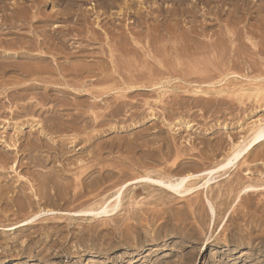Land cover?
Masks as SVG:
<instances>
[{"label":"rangeland","instance_id":"rangeland-1","mask_svg":"<svg viewBox=\"0 0 264 264\" xmlns=\"http://www.w3.org/2000/svg\"><path fill=\"white\" fill-rule=\"evenodd\" d=\"M143 84L168 94L128 92ZM259 124L264 0H0V264H264V144L211 187L214 222L205 193L142 185L101 220L43 214L212 169ZM242 182L261 191L237 201Z\"/></svg>","mask_w":264,"mask_h":264},{"label":"bare ground","instance_id":"bare-ground-1","mask_svg":"<svg viewBox=\"0 0 264 264\" xmlns=\"http://www.w3.org/2000/svg\"><path fill=\"white\" fill-rule=\"evenodd\" d=\"M23 9V8H22ZM25 10V9H24ZM19 11V10H18ZM26 11V10H25ZM28 12V11H27ZM26 13V12H25ZM17 14V13H16ZM22 14V12H21ZM23 15V14H22ZM30 15V14H29ZM36 15H39V14H36ZM11 16V15H10ZM9 16V18H10ZM19 16V15H18ZM26 16V15H25ZM16 17V16H15ZM23 17V16H22ZM21 17V18H22ZM29 17V16H28ZM38 17V16H37ZM36 17V18H37ZM49 17V16H48ZM8 18V17H7ZM8 18V19H9ZM20 18V16H19ZM20 18V19H21ZM24 18V17H23ZM35 18V17H34ZM39 18V17H38ZM44 19V17H42ZM50 18V17H49ZM15 19V18H14ZM32 19V18H31ZM41 19V18H40ZM19 20V19H18ZM22 20V19H21ZM39 20V19H38ZM48 20V19H47ZM8 21V20H7ZM7 21H6V24H7ZM17 21V20H16ZM37 21V20H36ZM40 21V20H39ZM10 22H12L10 20ZM9 22V23H10ZM15 23V22H14ZM10 25V24H9ZM114 50V49H113ZM14 60V59H13ZM10 63V62H9ZM9 63H6V64H9ZM29 64H32L31 62ZM29 64L26 63V67L23 69L25 71V69H28L26 70L25 72L28 74V72L31 74H34L35 75H38L44 71H48V68L47 69H44L45 66H42L44 68H40L39 66H35V63H33L34 65H31V66H34L35 68L31 67ZM37 64V63H36ZM10 65V64H9ZM8 65V66H9ZM19 65V64H18ZM6 67V65H4ZM12 66V65H11ZM16 66V65H14ZM24 66V65H23ZM49 67V66H48ZM3 68V66H2ZM7 68V67H6ZM5 68V69H6ZM14 69H16V67H13ZM4 69V68H3ZM2 69V70H3ZM8 69V68H7ZM19 69V68H18ZM22 69V67L20 68ZM51 69V68H49ZM1 70V71H2ZM9 70V69H8ZM7 71V70H6ZM21 72V71H20ZM24 72V74L26 75V73ZM46 72V73H48ZM155 72V71H154ZM3 73V72H2ZM45 73V72H44ZM136 73V72H135ZM23 74V75H24ZM144 74V73H143ZM3 75V74H2ZM7 77V76H6ZM11 77V76H10ZM139 77V76H138ZM12 78V77H11ZM4 83V82H3ZM8 85V84H7ZM31 87V86H29ZM35 87V86H34ZM28 88V87H27ZM33 88V87H31ZM26 89V88H25ZM136 91H148V92H155V93H158L160 94V97H163V96H166L167 91L168 90H165V88L161 85H138V86H133V87H130L128 89V92L129 93H133V92H136ZM206 95H209L208 93ZM208 98V97H206ZM241 98V97H240ZM210 99V98H209ZM241 101V99H240ZM219 102V101H218ZM124 106V104H123ZM99 118V117H98ZM260 144H264V124H259L258 126L254 127L253 129H251V132H250V136L244 140H242L240 142L239 145L236 146V148L234 149V151L232 152L231 155H235L234 159L231 160V161H227V162H222L218 165H216L214 168L212 169H206L204 172H200L199 174H189L187 176H184V177H170V176H166L163 172L160 171L159 172V176L156 177H153L152 175L150 174H146V176H142V177H139V178H136L128 183H126L125 185H123L122 187H120L116 194L114 195V197L109 201L107 200L106 202L104 201V203H102V205L97 209H91V210H87V211H79V212H55V211H47V212H43L44 215L46 216H55V215H64V216H72V217H90V218H95V219H104V218H107V217H110V216H114L115 214L119 213L121 211V208L123 206V201H125L124 197L126 196L125 193L127 194V190L132 186H138V185H142V186H148L150 188H155V189H158V190H161L162 192L164 193H167V194H170L172 195V197H174L175 199H183V198H187L188 196L194 194V193H198V192H202V194L205 193V196L203 197V200L206 204V208L209 209V216H211L210 218L211 221L213 220H216L217 217H218V214H217V211H216V208L211 200V198L209 197L210 196V192H211V189L213 188L212 186L215 185V183L218 182L219 178H222L224 176H227L230 172H232L233 170L235 171L239 166H241L243 163V158L247 155H249L257 146H259ZM174 151V149H168L165 152H163L161 149L158 151V160H162V161H165L166 160V156L170 155L171 156V153ZM175 152V151H174ZM173 152V154H174ZM179 153L177 150H176V156L177 158L179 157ZM182 155V154H181ZM146 157V156H145ZM169 157V156H168ZM168 159V158H167ZM129 163V162H128ZM94 164V163H93ZM174 164L173 163V167H174ZM90 166V165H89ZM135 166V165H134ZM140 166V164H139ZM137 166V168L139 167ZM248 167V165H246ZM142 167V166H141ZM144 167V166H143ZM162 168V167H161ZM172 168V167H171ZM127 169V168H126ZM240 169V168H239ZM136 170V169H135ZM143 170V169H142ZM133 171V170H132ZM169 171V170H168ZM145 172V171H144ZM167 172V171H166ZM138 173V172H137ZM136 173V174H137ZM149 173V172H148ZM153 173V172H152ZM222 173V174H221ZM167 174V173H166ZM169 175V174H167ZM238 175V174H237ZM246 175H250V172H247ZM30 178V177H29ZM29 178H25V177H21L18 178L17 180V185L16 187H14L15 189L22 186V187H29L30 189V195L31 197H35V199H39L40 198L38 197V191L36 190V188H34V183L29 179ZM80 178V177H79ZM46 179V178H45ZM5 180V179H4ZM7 180V179H6ZM240 180V179H239ZM35 181V180H33ZM47 181V180H46ZM46 181L45 183H43L44 185L46 184ZM49 181H52V180H49L48 179V182ZM78 181V180H77ZM116 181V180H115ZM199 181H202V185H199ZM238 181V180H237ZM241 182V181H240ZM251 182V181H250ZM2 183V181H1ZM4 183V182H3ZM41 183V181H40ZM5 184V183H4ZM10 184V183H8ZM7 184V185H8ZM16 184V183H15ZM41 184V185H43ZM50 184V183H48ZM72 184V183H71ZM214 184V185H213ZM241 184V183H240ZM239 184V185H240ZM43 185V186H44ZM47 185V184H46ZM51 185V184H50ZM95 185V184H93ZM5 186V185H4ZM9 186V185H8ZM7 186V187H8ZM14 186V184H12V187ZM38 186V185H37ZM52 186V185H51ZM49 186V187H51ZM237 186V185H235ZM242 186H243V182H242ZM241 186V187H242ZM1 187V186H0ZM10 187V186H9ZM47 187V186H46ZM212 187V188H211ZM3 188V187H2ZM6 188V186L4 187ZM11 188V187H10ZM44 190L45 189V186L42 187ZM59 188V187H58ZM147 188V187H146ZM48 189V188H47ZM51 189V188H50ZM49 189V190H50ZM1 190V188H0ZM5 190V189H4ZM46 190V189H45ZM148 190V188H147ZM152 190V189H151ZM154 190V189H153ZM206 190V191H205ZM214 190V189H213ZM10 191V190H9ZM13 192H15L13 189L11 190ZM48 192V190H46ZM58 191V190H57ZM87 191V190H86ZM259 191H261V188L256 185V184H249L247 186H243V188L240 190L239 194H238V197H237V201H240L241 198H243L244 196H251V195H254V194H257ZM1 193L4 192V191H0ZM6 193H8L7 191H5ZM11 192V193H13ZM45 192V193H47ZM60 192V191H58ZM129 192V191H128ZM149 192V191H148ZM151 192V191H150ZM149 192V193H150ZM23 193V192H22ZM45 193L44 196L46 195ZM50 193V192H49ZM233 193V192H232ZM18 194V193H17ZM38 194V195H37ZM42 194V195H43ZM48 194V193H47ZM52 194V193H50ZM221 194V193H220ZM219 194V195H220ZM229 194H231V191L229 192ZM28 195V196H30ZM41 195V194H40ZM223 195V194H222ZM5 197L8 196L9 198V194H7V196L4 194ZM18 196V195H17ZM50 195L48 194L47 197H49ZM53 196V195H52ZM51 196V197H52ZM160 196V195H159ZM4 197V198H5ZM12 197V196H11ZM30 197V199H31ZM7 198V199H8ZM14 198V197H12ZM28 198V197H26ZM89 198V197H88ZM1 199V197H0ZM6 199V198H5ZM6 199V200H7ZM29 199V198H28ZM27 199V200H28ZM45 200V197L43 198ZM158 199V198H157ZM13 200V199H12ZM46 200H49V199H46ZM192 200V199H191ZM2 201V199H1ZM4 201V200H3ZM11 202V200H9ZM14 201V200H13ZM20 201V200H18ZM30 202V200H28ZM193 201V200H192ZM6 202V201H5ZM17 202V201H16ZM21 202V201H20ZM23 202V200H22ZM33 202V201H32ZM41 202V200L39 201ZM4 203V202H3ZM9 203V202H8ZM88 203V202H87ZM17 204V203H16ZM25 204L24 202L22 203V205ZM30 204V203H29ZM262 204V203H261ZM12 205V204H10ZM18 205V204H17ZM26 205H27V201H26ZM26 205H24L26 207ZM20 207L21 206V203L19 205ZM23 206V207H24ZM97 206V205H96ZM226 206V205H225ZM22 207V208H23ZM32 207V206H31ZM27 208V207H26ZM25 208V209H26ZM41 215H37L36 217L34 218H29L28 220L22 222V223H19L13 227H11L10 230H15V229H18V228H22V227H28V226H31V224H35L37 221H39V218ZM162 220V219H161ZM5 229V228H4Z\"/></svg>","mask_w":264,"mask_h":264}]
</instances>
